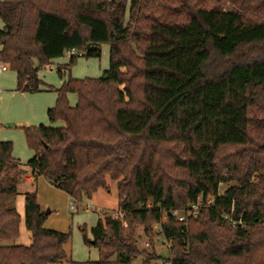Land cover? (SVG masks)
<instances>
[{
  "label": "trees",
  "instance_id": "trees-1",
  "mask_svg": "<svg viewBox=\"0 0 264 264\" xmlns=\"http://www.w3.org/2000/svg\"><path fill=\"white\" fill-rule=\"evenodd\" d=\"M0 19V65L21 92L41 91L50 60L109 47L102 77L53 89L46 115L61 126L23 128L32 175L73 201L117 179L121 216L97 217L90 240L81 227L95 264L156 259L135 239L151 224L172 242L167 264H264V0H0ZM11 151L0 141V264H58L69 233L44 227L35 191L23 196L30 244L14 242ZM198 199L196 217L171 215Z\"/></svg>",
  "mask_w": 264,
  "mask_h": 264
},
{
  "label": "rangeland",
  "instance_id": "rangeland-1",
  "mask_svg": "<svg viewBox=\"0 0 264 264\" xmlns=\"http://www.w3.org/2000/svg\"><path fill=\"white\" fill-rule=\"evenodd\" d=\"M2 27L3 22L0 19V29ZM108 50V45H101L99 57L80 56L81 53L76 52L74 54L78 57L69 68L66 66L69 62L67 55L50 60L37 72V77L42 82L41 91L33 93L16 90V74L8 69L6 64L0 65L6 67L5 71L0 72V141L11 143L13 158L18 159L21 163H26L33 156V150L26 143L24 127L62 125L61 123H50L46 115L47 110L55 105L56 93L53 89H58L69 77L74 79L102 77L103 72L108 68ZM58 70L61 72L60 75H58ZM48 87L51 90H48ZM68 102L72 106L75 105L76 96L69 94ZM41 177L46 184L60 193L54 197L55 208H51L49 205L42 206L43 213H46L44 223L51 226L50 224L55 222L53 226L56 230L69 233L65 247L73 260L81 263L96 260L98 258L97 249L85 243L81 227L84 226L86 237L90 240V228L97 217L104 215L118 217L117 179L107 178L109 189H98L90 199L74 200L77 210L73 211L69 206L72 199H67L66 193L55 188L46 177ZM227 186L228 184H221L218 193L222 194ZM41 198L42 200L48 198L46 188L41 189ZM36 199L40 206L37 193ZM18 202L19 199H15L13 202L15 209L19 208ZM154 225L151 224V231L148 235L143 232L142 225L136 226L137 247L147 253H153L156 257L146 264H167L172 242L168 243L159 237V230ZM131 264H141L140 257L133 260Z\"/></svg>",
  "mask_w": 264,
  "mask_h": 264
},
{
  "label": "crops",
  "instance_id": "crops-1",
  "mask_svg": "<svg viewBox=\"0 0 264 264\" xmlns=\"http://www.w3.org/2000/svg\"><path fill=\"white\" fill-rule=\"evenodd\" d=\"M27 161L26 163L20 162V167L22 169V182L17 187L18 195L16 199H19V202H18L19 208L16 209V211L18 212L20 216V224H19V235L15 239L14 242L15 244H18V245H29L30 244V234L25 229V226L23 223V216H22V214L24 213V203H22L24 194L35 191V193L38 194V200L40 201L41 210H43L42 208L43 205H49L51 208H55L54 197L60 194L59 192L52 189V187H50L48 184H46L42 180L41 176H37V177L33 176L30 168L27 165ZM43 188H46V192L48 194V198L47 199L45 198V200H42L41 198V189ZM67 199L70 200V197L68 195H67ZM53 223L55 222H52V224H50L51 226H47V223H44V227L50 230L58 231L54 228L55 226H53ZM65 246H66V243L63 245L65 258L58 264H89V263L95 264L98 262V258L92 262H83V263L77 262L72 259L71 254L68 253V250Z\"/></svg>",
  "mask_w": 264,
  "mask_h": 264
},
{
  "label": "built area",
  "instance_id": "built-area-1",
  "mask_svg": "<svg viewBox=\"0 0 264 264\" xmlns=\"http://www.w3.org/2000/svg\"><path fill=\"white\" fill-rule=\"evenodd\" d=\"M72 54H74L73 51H69L67 52V56H71ZM6 70V67L5 66H0V72L1 71H5ZM207 205L208 204H212L213 202L211 200H207L205 202ZM70 206V210H73V211H76V205L74 203V201L72 200V202H70L69 204ZM203 206V202H201L200 199L197 200V202L193 205H191L190 207H188L186 210H174L171 212V215L173 217H175L178 221L182 222L184 221L186 218H192V217H196L200 208ZM166 215V214H165ZM118 216H121L119 213H118ZM156 228H158L159 230V226L158 225H154ZM159 237H161L163 240H165L163 238V235L162 233L160 232L159 230ZM166 242H170V240H165ZM147 246V244H146Z\"/></svg>",
  "mask_w": 264,
  "mask_h": 264
},
{
  "label": "water",
  "instance_id": "water-1",
  "mask_svg": "<svg viewBox=\"0 0 264 264\" xmlns=\"http://www.w3.org/2000/svg\"><path fill=\"white\" fill-rule=\"evenodd\" d=\"M46 215V213H44Z\"/></svg>",
  "mask_w": 264,
  "mask_h": 264
}]
</instances>
